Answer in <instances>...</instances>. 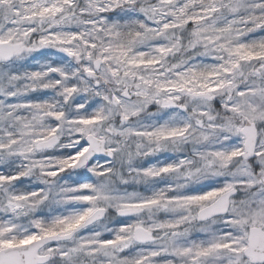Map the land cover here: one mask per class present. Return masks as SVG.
Returning a JSON list of instances; mask_svg holds the SVG:
<instances>
[{
  "label": "snow or ice",
  "instance_id": "snow-or-ice-1",
  "mask_svg": "<svg viewBox=\"0 0 264 264\" xmlns=\"http://www.w3.org/2000/svg\"><path fill=\"white\" fill-rule=\"evenodd\" d=\"M0 264H264V0H0Z\"/></svg>",
  "mask_w": 264,
  "mask_h": 264
}]
</instances>
